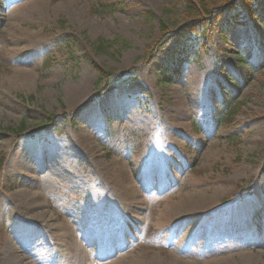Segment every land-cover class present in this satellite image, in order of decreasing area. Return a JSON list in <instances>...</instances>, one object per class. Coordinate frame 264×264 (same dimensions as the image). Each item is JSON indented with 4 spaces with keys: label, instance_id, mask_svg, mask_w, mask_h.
Segmentation results:
<instances>
[{
    "label": "rangeland",
    "instance_id": "374dc122",
    "mask_svg": "<svg viewBox=\"0 0 264 264\" xmlns=\"http://www.w3.org/2000/svg\"><path fill=\"white\" fill-rule=\"evenodd\" d=\"M255 6L180 54L184 0H0V264H264ZM129 179L138 197L123 203ZM183 195L210 204L164 222Z\"/></svg>",
    "mask_w": 264,
    "mask_h": 264
},
{
    "label": "trees",
    "instance_id": "16d2710c",
    "mask_svg": "<svg viewBox=\"0 0 264 264\" xmlns=\"http://www.w3.org/2000/svg\"><path fill=\"white\" fill-rule=\"evenodd\" d=\"M259 0H224L223 2H217L215 0H184V14L186 16V22L172 30V35L176 37L185 38V44L178 51L180 54L188 53L194 49H206L207 40L211 38V31L213 27L222 19L226 12H233L239 9V12H245L249 17L258 16L257 7L255 4ZM108 9H112L113 4L110 2L107 5ZM114 9V8H113ZM244 10V11H243ZM239 12L233 15V24L237 23L240 18ZM152 15L151 13H147ZM261 19L264 20V14H260ZM176 23V22H175ZM160 38L157 41L160 43L170 31L167 28V24L159 22ZM201 39H200V38ZM99 50H103L101 46L97 47ZM183 61L188 60L189 55L180 57ZM241 61L244 62L242 57ZM180 67L175 69L174 72H179ZM102 72V77L99 79V83L103 81V77L109 75L110 71ZM167 70L160 74V80L163 83L172 82V75ZM103 91L99 90V93Z\"/></svg>",
    "mask_w": 264,
    "mask_h": 264
},
{
    "label": "bare ground",
    "instance_id": "6f19581e",
    "mask_svg": "<svg viewBox=\"0 0 264 264\" xmlns=\"http://www.w3.org/2000/svg\"><path fill=\"white\" fill-rule=\"evenodd\" d=\"M30 78L31 76L29 73L23 72L22 74H20V79H19L20 81H18V84H23V85L29 84ZM207 86H208L207 82L203 83V82L197 81L193 86L194 91L197 92V93L194 92V95L203 94ZM174 103H179V102L175 100ZM171 111L174 112L173 120H175L176 126L177 127L179 126L181 128L183 123L177 120H182L183 119L182 117L184 116L186 111L183 110V108L181 107L179 108L171 107L169 112L171 113ZM166 156L167 155L165 154V158ZM112 195L114 194L112 193ZM32 196H33V200H36V196L35 195H32ZM116 197L123 199V203H126V202L131 203L133 199H136L138 197L137 188L135 187L131 179L126 180L125 185L123 186L121 190L117 192ZM23 200L24 198H21V201ZM209 204H210V201H209V198L207 197H200L199 195L198 196L183 195V196H180L178 199H173V202H170L168 205H165L164 210H163V215L161 217L164 222H168V221L176 222L179 219L193 215L199 208L207 207L209 206Z\"/></svg>",
    "mask_w": 264,
    "mask_h": 264
}]
</instances>
